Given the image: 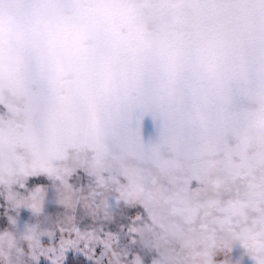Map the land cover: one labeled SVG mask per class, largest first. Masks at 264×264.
<instances>
[{
    "label": "clouds",
    "instance_id": "9594fccd",
    "mask_svg": "<svg viewBox=\"0 0 264 264\" xmlns=\"http://www.w3.org/2000/svg\"><path fill=\"white\" fill-rule=\"evenodd\" d=\"M77 171L87 194L67 182ZM41 174L63 209L46 226L42 198L16 191ZM0 198V264H40L49 229L103 243L73 226L111 220L110 198L148 215L134 231L152 264H234L236 242L260 264L264 0H0ZM21 208L36 222L20 228Z\"/></svg>",
    "mask_w": 264,
    "mask_h": 264
},
{
    "label": "snow or ice",
    "instance_id": "6c2138e0",
    "mask_svg": "<svg viewBox=\"0 0 264 264\" xmlns=\"http://www.w3.org/2000/svg\"><path fill=\"white\" fill-rule=\"evenodd\" d=\"M226 164H230V159H226ZM199 179L198 172H193L186 177L181 182V193L188 186L189 181H191V188L195 189ZM67 182L73 191L80 190L85 194L92 185L87 173L81 171L73 174ZM59 183V181L54 183V180L49 179L48 175L41 174L30 177L23 188L16 189L21 197H28L31 194L37 200L42 198L44 214L39 219L45 226L48 222L61 216L63 212L57 200ZM129 191L139 192L140 188L138 185H133ZM3 205L4 201L0 198V229L8 222ZM108 206L112 214L111 220L94 221L86 213L77 212L73 231L83 234L85 237L89 233L94 236L99 235L102 239L107 234L109 239L103 240V243L101 240H97L94 245L90 244L85 249L83 244L75 246L66 243V239L70 238H62L60 230L49 229L48 234L42 236L41 244L51 250L47 252L46 256L40 257V264H109L110 260H112V264H117V261L120 260H124V264H129L134 257L139 258L140 264H152L155 252L150 246H145V243L134 231L138 227L142 228L146 222L151 223L144 209L138 205H126L122 200L118 202L115 198L108 200ZM36 219L27 208H21L19 216L16 218L20 228L36 222ZM186 219L190 221L191 216L188 215ZM113 240L115 244L112 251L109 252L108 246ZM114 255L115 259H113ZM232 257L234 264H256V261L246 254L245 247L240 242L232 245ZM260 264H264V260H261Z\"/></svg>",
    "mask_w": 264,
    "mask_h": 264
},
{
    "label": "rangeland",
    "instance_id": "374dc122",
    "mask_svg": "<svg viewBox=\"0 0 264 264\" xmlns=\"http://www.w3.org/2000/svg\"><path fill=\"white\" fill-rule=\"evenodd\" d=\"M16 2H18V3H22V2H24V0H16ZM70 147L74 150V151H80V152H82L83 150H84V145H82V144H76V143H74V144H72V145H70ZM66 157H67V152L65 151V150H57L56 151V153H55V159H56V161H58V162H62V161H64L65 159H66ZM47 170L49 171V172H55V167H54V165H52V164H48L47 165ZM71 179V177H69L68 178V180H70Z\"/></svg>",
    "mask_w": 264,
    "mask_h": 264
}]
</instances>
